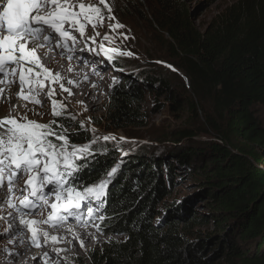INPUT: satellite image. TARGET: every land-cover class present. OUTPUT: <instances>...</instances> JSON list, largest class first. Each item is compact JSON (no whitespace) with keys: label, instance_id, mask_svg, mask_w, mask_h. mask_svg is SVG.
<instances>
[{"label":"trees","instance_id":"16d2710c","mask_svg":"<svg viewBox=\"0 0 264 264\" xmlns=\"http://www.w3.org/2000/svg\"><path fill=\"white\" fill-rule=\"evenodd\" d=\"M152 1V25L168 37L170 58L190 80L189 109L197 116L202 110L210 137L199 139L197 131L186 127L167 138L171 147L166 158L144 146L120 167L117 149L93 145L70 184L79 179L76 184L88 187L111 175L102 233L127 238L106 243L92 252L91 260L264 264V125L255 110L264 106V0L239 1L204 31L191 21L182 0ZM167 77L145 73L142 84L116 86L106 109L109 128L144 126V87L176 95ZM69 134L78 146L91 141L81 130ZM182 174L196 179L198 191L193 201L168 209L161 227L157 209ZM196 200L205 203L207 211L199 213ZM200 224H212L216 231L190 237L192 226Z\"/></svg>","mask_w":264,"mask_h":264},{"label":"snow or ice","instance_id":"6c2138e0","mask_svg":"<svg viewBox=\"0 0 264 264\" xmlns=\"http://www.w3.org/2000/svg\"><path fill=\"white\" fill-rule=\"evenodd\" d=\"M111 12L107 0H0V100H9L6 93L17 86L20 91L16 96L25 105L31 103L43 107L44 101L39 97L48 88L47 98L52 104V116L62 117L67 109L55 99L57 86L60 91L73 95L70 88L64 86L73 82L63 81L59 74L46 67L40 53L46 48L50 49L55 38L59 39L56 48L72 52L70 43L76 45L77 34L85 37L89 28L97 30L95 36L90 38L96 43L100 38L98 29L104 26L105 20L115 19L105 15ZM123 27L116 23L109 31L116 32ZM102 39L109 44L115 43L111 35H105ZM100 53L109 61L115 57L132 56L131 52L109 49L103 44L97 55ZM32 111L35 112V109ZM67 119L74 121L76 117ZM79 127L83 129L85 125L80 124ZM91 131L95 133L96 130ZM100 139L94 135L90 143L77 146L70 142L68 127L56 119L48 124L30 120L27 116L10 115L0 119V203H5L2 197L7 193V209H25L40 215H43L45 206L51 209L41 220L23 217L19 220V224L30 232L31 243L36 248L43 246L41 238L52 244L60 242L59 237L42 231V226L59 229L67 216L79 220L81 216L92 219L96 215L90 201L103 199L108 181L78 191L70 180L82 170L84 165L80 162L92 154L93 145ZM102 139L115 141L116 138ZM21 182L23 187H20ZM49 199L55 202L49 205ZM13 200L18 203H13ZM85 203L89 204V208L82 212ZM8 230H11V225ZM97 231L100 229L97 228Z\"/></svg>","mask_w":264,"mask_h":264},{"label":"rangeland","instance_id":"374dc122","mask_svg":"<svg viewBox=\"0 0 264 264\" xmlns=\"http://www.w3.org/2000/svg\"><path fill=\"white\" fill-rule=\"evenodd\" d=\"M239 1L241 0H182L185 8L190 14L191 21L195 22L196 26L203 31L213 20L217 19L221 13L237 4ZM107 2L112 8V12L110 14L105 13V15H111L115 17V19H106L104 22V29L106 28L108 30L116 23L124 26L118 31L112 32V35L115 38V43H104L102 40H96V43H93L90 36L82 37L84 39L82 42L84 45L83 49L91 53V56L88 57V59L86 58L87 65L85 64L83 66L84 72H87L88 74V71H90L89 68L92 65L97 66L102 63L106 64V67L102 68L100 71V74L103 75V78L107 81L104 101L101 102L100 106L95 110H79L78 108H73L71 106L72 98L66 97L65 93H62V91L59 90L55 99L63 103L66 107L68 105L70 106L69 108H66L67 111L64 115L59 118H54L52 112L47 115L46 105L51 101L48 100L47 95L43 94L39 97L44 101L43 107L35 106L30 103V105L38 111L37 113H39V115L35 114L34 117L37 119L40 117L41 119L39 123L42 124H48L51 120L56 119L59 123L68 127V132L81 130L87 133L86 135L90 140L94 135L100 137L101 139L97 143L98 146L102 143H106L107 146L112 147V149H117L119 153V167L124 164L129 156H133L136 151H139L140 148L144 146L152 148L153 151H155V156L166 158L169 152V147H171L167 145L170 143L167 138L172 135V133H176L186 127L197 131L199 133V139L209 138L210 134L203 126L204 114L202 110L198 112L199 115L197 116L189 109L188 101L192 99L193 95V93H191V95L188 92L190 89V80L182 70H179L176 67L177 60L170 58L173 53L167 42L168 37L164 35L160 29L155 27V30L152 25L153 22L150 20V10L155 8V2L152 0H107ZM123 37H127V39H123ZM55 39L58 40V38ZM78 43L79 41L77 44ZM101 44L109 49L116 48L118 51L131 52L132 56L115 57L113 61H109L103 53L97 55V53L100 52ZM49 50L53 57L59 56L52 47ZM59 52L66 56L65 58L68 62L71 61V59H69L70 55L66 52ZM151 72L155 76L168 74L167 78L169 84L172 86V90L175 91L176 95L169 96L165 90H160L156 86L154 87V90L145 86L144 98L141 103L142 112L144 113L142 116L144 126H132L125 128L124 130L109 128L105 116L113 89L120 84L127 85L129 82H139V84H142L140 83L141 76L145 73L150 74ZM63 98L65 101H61ZM255 110L257 117L264 125V106L256 105ZM73 116L76 117L74 121L67 119V117ZM28 118L36 121L33 117ZM80 124H84L85 128L81 129L79 127ZM92 129L96 130L95 133L91 131ZM103 137H115L116 139L115 141H105L102 139ZM114 169V171H116V167ZM110 177L111 175H104L96 180L93 185L88 187H94L104 181H108L109 183L110 179H112V177ZM77 181H79V179H76L73 182L78 191H82L86 188V186H83L82 184H76ZM174 185L175 186L171 189V194L163 199L157 209L159 212L157 221L158 223L160 222L159 224L161 227H163L165 217L170 211L168 209H171L174 206L183 207L186 202L193 201L194 193L198 191L196 179L185 174H182ZM20 187H23V182H21ZM16 195H19V193ZM52 195H54V193ZM2 199L5 203H0V207L7 205L6 201L8 199V194L6 193ZM49 201L50 203L55 202L54 199H49ZM13 203L18 202L13 200ZM194 203V208L197 209L199 213L207 211L205 203L200 200H196ZM105 205V195L99 202L95 200L90 201V206L95 210L96 215L90 219L91 222H89L95 229H100V231L94 230L100 237L99 243L96 247L89 251L81 252L80 256L75 258H69L60 253L57 254V252L56 255H46L48 257H44V264H47L49 260L53 261L50 264H94L91 260L92 252L104 247L106 243L113 240L118 242L124 241L127 238L124 234L105 235L102 233L106 221V216L104 215L106 208ZM88 208L89 204L85 203L81 211H86ZM50 212L51 209L48 208L46 214L42 217H46ZM18 213L28 212L18 211ZM61 215L65 214L61 213ZM101 217L103 218L102 220ZM81 218L86 219L87 217L81 216ZM70 220L76 223V219L72 217L71 219L65 220L62 225H66ZM43 227H46V225L42 226V228ZM8 229L9 224L0 223V241L9 242L13 239L14 233L12 227L10 231ZM21 230L19 237H24L26 239L31 237V234L27 229L24 228ZM215 231L216 229L212 224L194 225L192 226V230H189V236L197 238L206 234H212ZM40 243L42 245L45 244L43 238H41ZM35 259L36 258L34 257L33 260ZM41 262L42 260L37 263L41 264ZM0 264H3V262L0 261Z\"/></svg>","mask_w":264,"mask_h":264},{"label":"bare ground","instance_id":"6f19581e","mask_svg":"<svg viewBox=\"0 0 264 264\" xmlns=\"http://www.w3.org/2000/svg\"><path fill=\"white\" fill-rule=\"evenodd\" d=\"M104 27L105 26L98 29L100 38L97 40L103 41L102 37L105 35L113 36L112 32H110L109 29H104ZM96 31L97 30L89 28L86 36L93 37L95 36ZM58 40L54 39L52 41V44H54L52 47H55L56 42L59 43ZM77 40L79 41L78 44L69 45L73 48L72 52L55 47L59 51H63V53L66 52L70 55L71 61L69 62L63 54L53 57L50 50L47 48L40 53V56L42 57L43 64L52 69L54 73L59 74L63 81L66 82L71 80L73 82L72 85L67 83L64 85L65 87L70 88L73 95L62 92L65 93L66 97L72 98L71 106L73 108L76 107L79 110H84L85 108H87V110H95L100 106L101 102H103L105 98L104 93L107 89V81L103 78V75L100 74V71L102 68L106 67V64L101 62V65H92L89 68L90 71H88V74L87 72H84L83 66L87 62L86 58L88 59V57L91 56V53L83 49L84 45L82 42L84 39L79 37L78 34ZM103 42L106 43L105 41ZM93 85L96 87H93ZM49 87H51V85H49ZM59 90V86H57V93ZM19 91V87L14 86L11 88L10 92L6 93L10 99L7 101L0 100V119L10 115L15 117L27 116L33 117L34 120L40 122V117L38 119L34 117L38 111L35 110V112H33L32 109L34 108L30 105V103L25 105L24 101L17 98L16 94ZM47 91L48 88H45L43 94L47 95ZM61 101H65V99L63 98ZM69 107L70 106L68 105L66 108ZM51 112L52 104L49 102V104L46 105V114L49 115ZM45 191H48V189ZM48 203L49 205L51 204L50 201ZM48 208L49 207L47 206L44 207L43 215L46 214ZM20 211L28 212L25 209H21ZM43 215L31 214L30 212L18 213V211L7 209V205L0 207V217L4 218L0 219V223H7L11 225L14 233L13 239L9 242L0 241V261L3 262V264H40L37 263L40 260H42L41 264H44V257H48L46 255H56V252L66 255L69 258H75L79 257L81 252L89 251L98 245L100 237L94 231L97 229L90 224L91 221L87 218H80L79 220L76 219V223L70 220L67 223L70 225H62L59 229H53L48 226L41 229L42 231L49 232L51 236L59 237L60 242L58 244H52L44 240L45 244H43L41 248H36L31 243L32 237L27 239L19 237L20 230L24 229V227L19 224L21 217L24 219L41 220ZM65 215L67 216V214ZM71 218L72 216H67L66 220ZM69 229H71V231H69ZM34 257L36 258L35 260H33ZM52 262V260H49L47 264Z\"/></svg>","mask_w":264,"mask_h":264},{"label":"clouds","instance_id":"9594fccd","mask_svg":"<svg viewBox=\"0 0 264 264\" xmlns=\"http://www.w3.org/2000/svg\"><path fill=\"white\" fill-rule=\"evenodd\" d=\"M52 49H53L54 51H56V52L58 53V55H60V52H59L58 49H56L55 47H52Z\"/></svg>","mask_w":264,"mask_h":264}]
</instances>
